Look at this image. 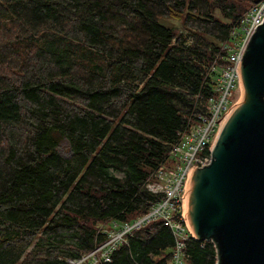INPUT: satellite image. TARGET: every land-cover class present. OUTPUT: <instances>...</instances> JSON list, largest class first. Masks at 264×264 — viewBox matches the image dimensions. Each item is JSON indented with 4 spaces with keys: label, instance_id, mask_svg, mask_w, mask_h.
<instances>
[{
    "label": "trees",
    "instance_id": "trees-1",
    "mask_svg": "<svg viewBox=\"0 0 264 264\" xmlns=\"http://www.w3.org/2000/svg\"><path fill=\"white\" fill-rule=\"evenodd\" d=\"M252 4L0 0V264L80 257L161 199L145 180L203 111ZM174 247L153 220L101 264H170ZM182 253L216 262L210 241Z\"/></svg>",
    "mask_w": 264,
    "mask_h": 264
},
{
    "label": "water",
    "instance_id": "water-1",
    "mask_svg": "<svg viewBox=\"0 0 264 264\" xmlns=\"http://www.w3.org/2000/svg\"><path fill=\"white\" fill-rule=\"evenodd\" d=\"M237 78L241 96L222 115L209 163L187 171L181 213L196 240L213 243L215 264H264V21Z\"/></svg>",
    "mask_w": 264,
    "mask_h": 264
},
{
    "label": "built area",
    "instance_id": "built-area-1",
    "mask_svg": "<svg viewBox=\"0 0 264 264\" xmlns=\"http://www.w3.org/2000/svg\"><path fill=\"white\" fill-rule=\"evenodd\" d=\"M264 21V0L248 7L242 16L238 30H232L233 46L224 43L225 63L211 67L216 72L213 93L204 104L203 111L187 121L177 140L172 143L163 164L151 170L145 180L146 189L161 195L154 205L131 222H111L103 226L106 241L90 252L77 258L66 259L62 264H101L110 261L111 253L123 242L133 229L140 228L153 220H163L175 237V247L170 264H180L185 241L192 237L182 219L181 203L187 171L210 161V146L222 125L226 108L241 96L237 78V66L242 51L254 28ZM215 122V120H218ZM190 125H192L190 130ZM173 159L172 167L169 162ZM176 166V167H175Z\"/></svg>",
    "mask_w": 264,
    "mask_h": 264
},
{
    "label": "rangeland",
    "instance_id": "rangeland-1",
    "mask_svg": "<svg viewBox=\"0 0 264 264\" xmlns=\"http://www.w3.org/2000/svg\"><path fill=\"white\" fill-rule=\"evenodd\" d=\"M249 7V6H248ZM226 44H228L230 47L233 46V40L229 39L228 41L225 42ZM191 118V117H190ZM191 121V120H189ZM192 125H190V130H191ZM58 151L60 153H62L63 155L67 156L70 154V150L68 148V145L66 142H62L59 146H58ZM173 159L169 162V166L172 167L173 165ZM176 167V166H175ZM137 217V216H136ZM108 227L111 225V221L107 224ZM180 264H189V262L184 258L183 255H181V262Z\"/></svg>",
    "mask_w": 264,
    "mask_h": 264
},
{
    "label": "bare ground",
    "instance_id": "bare-ground-1",
    "mask_svg": "<svg viewBox=\"0 0 264 264\" xmlns=\"http://www.w3.org/2000/svg\"><path fill=\"white\" fill-rule=\"evenodd\" d=\"M244 14H245V13H244ZM244 14H243V15H244ZM167 156H168V155H167ZM162 163H164V162H162Z\"/></svg>",
    "mask_w": 264,
    "mask_h": 264
}]
</instances>
